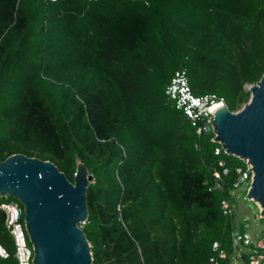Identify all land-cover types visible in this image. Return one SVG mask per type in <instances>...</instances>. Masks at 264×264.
Returning a JSON list of instances; mask_svg holds the SVG:
<instances>
[{
    "label": "trees",
    "instance_id": "trees-1",
    "mask_svg": "<svg viewBox=\"0 0 264 264\" xmlns=\"http://www.w3.org/2000/svg\"><path fill=\"white\" fill-rule=\"evenodd\" d=\"M180 68L240 109L264 74V0H0V160L48 159L72 182L87 167L93 264H234L222 201L245 162L168 97ZM5 219L0 264H17Z\"/></svg>",
    "mask_w": 264,
    "mask_h": 264
},
{
    "label": "water",
    "instance_id": "water-1",
    "mask_svg": "<svg viewBox=\"0 0 264 264\" xmlns=\"http://www.w3.org/2000/svg\"><path fill=\"white\" fill-rule=\"evenodd\" d=\"M246 89L249 100L236 111L227 105L215 111L212 125L226 153L252 165L247 198L258 204L264 217V75ZM93 179L82 162L72 182L48 159L14 153L0 160V192L24 207L34 264H93L81 226L88 218L87 189Z\"/></svg>",
    "mask_w": 264,
    "mask_h": 264
},
{
    "label": "built area",
    "instance_id": "built-area-1",
    "mask_svg": "<svg viewBox=\"0 0 264 264\" xmlns=\"http://www.w3.org/2000/svg\"><path fill=\"white\" fill-rule=\"evenodd\" d=\"M165 92L173 101L174 105L177 108L182 109L193 124L201 122L197 128L198 133L213 129L212 119L214 111L212 110V107L216 102H224V100L217 99L216 95L214 94H194L192 92L188 74L185 68H180L175 72L170 82L166 85ZM212 140L216 141L215 135L212 137ZM222 151L226 152L220 144V146L216 148L215 152L219 154ZM243 161L245 162V167L241 166L236 168L238 175L234 183L235 189L244 183H247V185L249 183L248 186L250 187V183L253 178L252 165L247 160ZM228 172L229 168H225L224 173ZM214 174L217 178L221 177V174L218 171H216ZM9 197V195L0 192V210H3L6 214L5 225L14 242V255L17 260V264H34V247L31 244L27 234L24 221V207L18 199ZM234 207V202H231L227 199L222 201L224 214H232L234 212ZM232 239L233 245L236 247V249H240V244L249 245L252 247V253L249 256V260L246 262L247 264H264V231L261 237L256 240L252 239L250 234L245 229H241V231L236 229L232 233ZM213 246L214 248H217L218 242H214ZM0 255L4 258L10 256L8 248L2 244H0ZM220 255L224 256L225 254L224 252H221ZM211 260L217 264V261L213 257ZM233 263H236L234 257Z\"/></svg>",
    "mask_w": 264,
    "mask_h": 264
},
{
    "label": "rangeland",
    "instance_id": "rangeland-1",
    "mask_svg": "<svg viewBox=\"0 0 264 264\" xmlns=\"http://www.w3.org/2000/svg\"><path fill=\"white\" fill-rule=\"evenodd\" d=\"M248 185L247 183H244L234 190L235 223L237 230L241 231V229H245L250 234L252 239L257 240L259 237H261L264 231V217L260 216L258 204L254 200L247 198ZM239 248L240 249H236L234 252L236 264H247L243 254H251L252 247L249 245L240 244Z\"/></svg>",
    "mask_w": 264,
    "mask_h": 264
},
{
    "label": "bare ground",
    "instance_id": "bare-ground-1",
    "mask_svg": "<svg viewBox=\"0 0 264 264\" xmlns=\"http://www.w3.org/2000/svg\"><path fill=\"white\" fill-rule=\"evenodd\" d=\"M225 107V103L224 102H216L213 107H212V110L215 112L219 109H222Z\"/></svg>",
    "mask_w": 264,
    "mask_h": 264
}]
</instances>
